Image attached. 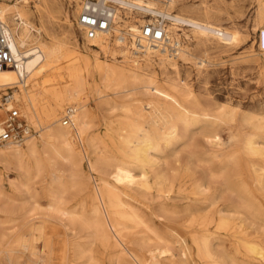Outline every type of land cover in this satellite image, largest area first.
Wrapping results in <instances>:
<instances>
[{"label": "bare ground", "instance_id": "obj_1", "mask_svg": "<svg viewBox=\"0 0 264 264\" xmlns=\"http://www.w3.org/2000/svg\"><path fill=\"white\" fill-rule=\"evenodd\" d=\"M21 1L0 0L17 59L0 71V92L12 88L38 129L0 149V163L21 170L7 191L0 187V263L75 264L65 230L78 224L114 264H264V112L249 116L203 102L177 77L179 62L193 57L190 44L234 46L239 29L214 20L208 6L173 13L179 0H120L111 31L89 39L77 23L86 0H66L74 3L83 51L48 29L59 0ZM125 2L170 14L167 34L178 53L134 49L136 24L149 18ZM254 4L252 27L264 54V0ZM65 22L73 34L68 15ZM167 70L175 78L160 82L157 72ZM67 107L75 111L64 126ZM65 168L83 191L71 206ZM89 176L93 187L85 184Z\"/></svg>", "mask_w": 264, "mask_h": 264}, {"label": "rangeland", "instance_id": "obj_2", "mask_svg": "<svg viewBox=\"0 0 264 264\" xmlns=\"http://www.w3.org/2000/svg\"><path fill=\"white\" fill-rule=\"evenodd\" d=\"M4 1L10 4L17 3L18 5H21L22 3L21 0ZM59 1L62 5V9L54 11V18H52V23L48 26V29L53 30L57 35L65 38L67 42L76 45L79 49L84 51L85 42L83 40V33L76 28L75 24L76 16H74L73 12L74 3H70L66 0H64L65 2L63 0ZM254 3L255 0H179V5L174 8L173 12L177 13L183 5L196 7L208 6L213 10V12H215L211 15L214 20L219 21L225 26L234 24L242 33V40L238 44L230 47H219L206 50L202 46L190 44L189 46L193 57L187 62H179V74L177 77L180 79L181 83L185 82L190 87L192 92L194 91L193 94L196 97H199V99L203 102L207 101L224 106H230L235 108L239 113H248L249 116H255L256 114L258 115L264 112V54L258 50L259 31L254 30L252 27V12L254 10ZM29 4L32 6L33 0H29ZM66 15H68V17L72 20V27L74 26L72 28L73 34L66 31ZM200 59L206 60V62L204 61L206 65L204 64L203 67H199L198 62ZM157 73L160 82L162 77L171 79L176 76L172 70H167L164 74H160L159 71ZM1 94L2 92H0V96ZM86 102H89L88 105L92 106V108L96 106V101H92L89 98L86 99ZM102 110V113H105V109L102 108ZM30 127L31 130L38 129V127L31 125ZM249 128L250 124L247 122L242 123L241 129L242 131L244 130V133H247ZM37 134H35V136ZM228 136V132H222V137L224 139ZM4 148V145H0V149ZM84 168L85 171L88 172L86 164L84 165ZM65 169L64 176H68L66 180L70 186L66 184L64 199L67 205L71 206V204L75 202L83 191L80 190V186L70 180L71 171L69 172L68 168ZM20 173L21 170L14 162H8L6 164L0 163V187L7 191L11 182L15 183L18 181ZM89 180L86 178L85 184L93 187V182L90 176ZM72 183L73 187H71ZM37 189L39 190V188ZM40 201L41 204L44 205L45 199L40 198ZM52 216L53 215L50 214V217ZM71 227L74 229L70 228L68 231L65 230L71 241L68 260L70 259L75 264H114L113 255L109 254L108 256H103L98 249L97 243H92L93 237L90 235L89 229L78 224ZM70 231H72L73 234L72 232L70 233ZM74 231H77L78 234H82L83 236H78L76 234L77 237H74ZM251 231L253 232V230ZM77 243L78 245H76ZM79 244L81 245L79 246ZM188 245L189 248L192 249L191 244L188 243ZM39 247L42 248L41 244ZM80 247L87 249L88 252L92 248L93 259H89L88 252L83 255L77 254L78 251L83 250ZM0 264L6 263L1 262ZM23 264L26 263L24 262Z\"/></svg>", "mask_w": 264, "mask_h": 264}, {"label": "built area", "instance_id": "obj_3", "mask_svg": "<svg viewBox=\"0 0 264 264\" xmlns=\"http://www.w3.org/2000/svg\"><path fill=\"white\" fill-rule=\"evenodd\" d=\"M119 6H121L120 0H86L77 20L86 38L92 39L99 33L111 31ZM125 6L132 12L143 13L149 18L144 24H136L131 38L134 49L150 46L167 51L169 54L178 53V41L167 34L168 24L172 21L170 14L151 11L146 6L134 2H125ZM16 65L17 59L12 52L9 33L0 18V71ZM74 111V107L65 109L63 124H71ZM31 132V127L21 113L12 88H7L0 96V145L21 144Z\"/></svg>", "mask_w": 264, "mask_h": 264}]
</instances>
